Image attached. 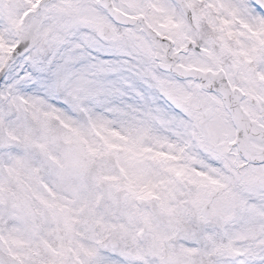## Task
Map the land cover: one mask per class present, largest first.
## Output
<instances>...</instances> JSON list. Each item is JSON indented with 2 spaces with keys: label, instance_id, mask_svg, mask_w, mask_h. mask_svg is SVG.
Here are the masks:
<instances>
[{
  "label": "snow or ice",
  "instance_id": "obj_1",
  "mask_svg": "<svg viewBox=\"0 0 264 264\" xmlns=\"http://www.w3.org/2000/svg\"><path fill=\"white\" fill-rule=\"evenodd\" d=\"M0 264H264V0H0Z\"/></svg>",
  "mask_w": 264,
  "mask_h": 264
}]
</instances>
